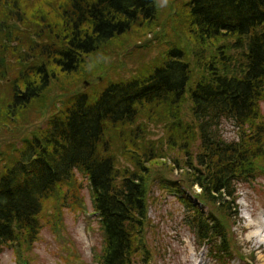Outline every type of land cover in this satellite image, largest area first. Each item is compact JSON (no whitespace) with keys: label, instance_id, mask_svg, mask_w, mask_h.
<instances>
[{"label":"trees","instance_id":"obj_1","mask_svg":"<svg viewBox=\"0 0 264 264\" xmlns=\"http://www.w3.org/2000/svg\"><path fill=\"white\" fill-rule=\"evenodd\" d=\"M179 8L182 26L173 17L166 27L157 0H0V130L11 129L0 144V252L34 242L42 214L77 191L80 172L104 231L100 264H149L152 181L181 196L214 259L231 257L226 219H238V185L264 177V0ZM183 20L196 49L177 38ZM117 42L124 53L113 60ZM106 53L113 61L94 62L93 74L89 60ZM85 69L98 86L71 93L63 76ZM59 78L64 97L49 98ZM224 120L237 139L224 137ZM174 167L186 188L199 187L194 199L160 174Z\"/></svg>","mask_w":264,"mask_h":264},{"label":"rangeland","instance_id":"obj_2","mask_svg":"<svg viewBox=\"0 0 264 264\" xmlns=\"http://www.w3.org/2000/svg\"><path fill=\"white\" fill-rule=\"evenodd\" d=\"M157 1L158 23L167 27L174 17L176 22L179 19L178 25L181 27L180 17H183L179 8L181 0ZM170 25L172 26V23ZM183 28L184 20L177 38L193 48L194 44ZM148 39H152V35H148ZM135 42L137 41L129 43L128 49L125 50H130V45ZM145 42L144 39L136 44L141 45ZM111 46L113 60L116 50L124 53L125 46L121 43L117 42ZM157 54L158 51H151L149 59ZM106 55L107 53L97 55L89 60L88 69L93 68V74L95 67L91 66L94 62L104 60L103 63L108 66L113 61L112 58H105ZM63 77L69 84L71 93L81 92L86 88L87 91L93 92L98 86L97 79L86 76V69L84 72ZM60 81L62 79L59 78L53 83L51 91L46 96L64 97L61 88L63 83L59 84ZM261 111L264 117V102L261 103ZM42 123L45 121H39L38 124ZM221 128L227 140L238 138V129L231 121L224 120ZM6 131L11 129L0 130V144L5 138L10 137ZM162 133L160 128H155L151 137L156 140ZM119 158L122 164L127 163L122 155ZM161 161L168 164L166 167L173 166L171 158H163ZM184 173L183 169L176 167L173 171L162 168L160 172L165 178L186 189L184 196L194 199L193 191L198 193L200 189L197 186L194 190L186 188ZM77 183V191H67L68 200L60 205V209L55 208L52 203V208H48L42 214V227L37 239L32 243L22 239L19 244L5 245L0 252V264H100L105 243L104 231L93 207L92 190L87 177L78 172ZM237 195L238 219H226L233 254L226 258V263H220L210 255V246L198 239L194 227L188 223L187 217H184L185 204L181 196L173 189L162 188L158 181H152L145 233L150 255L149 264H244L250 260L255 264H264V177L239 184ZM75 196H78L76 206L73 205Z\"/></svg>","mask_w":264,"mask_h":264}]
</instances>
